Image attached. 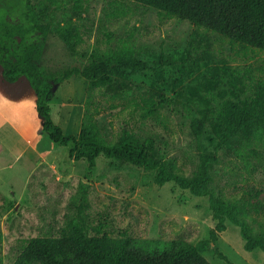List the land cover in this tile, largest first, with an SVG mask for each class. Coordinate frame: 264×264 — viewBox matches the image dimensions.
Masks as SVG:
<instances>
[{"label":"rangeland","instance_id":"1","mask_svg":"<svg viewBox=\"0 0 264 264\" xmlns=\"http://www.w3.org/2000/svg\"><path fill=\"white\" fill-rule=\"evenodd\" d=\"M1 3L8 20L29 9L42 25L27 49L42 78L54 82L51 117L68 134L79 133L90 79L81 72L65 73L82 69L95 53L109 59L120 52L142 59L169 56L172 63L160 69L103 79L96 91L103 109L95 117L102 136L134 143L188 176L199 175L205 163L207 190L244 205L255 232L264 234V127L253 119L239 133L225 136L226 100L264 113L263 51L129 0ZM70 88L79 97L74 125ZM142 97L157 102L154 117L141 119L125 107L128 99ZM35 103L25 77L10 86L0 75L1 264H17L34 236L80 232L194 245L211 238L215 220L209 195H195L174 181L158 184L155 169L124 159L99 155L92 169L85 159H71L72 143L63 146L49 138ZM194 117L204 121L199 137L191 127ZM199 248L212 264H264V251L246 250L239 227L231 222L215 241Z\"/></svg>","mask_w":264,"mask_h":264},{"label":"trees","instance_id":"2","mask_svg":"<svg viewBox=\"0 0 264 264\" xmlns=\"http://www.w3.org/2000/svg\"><path fill=\"white\" fill-rule=\"evenodd\" d=\"M129 1L151 6L168 17L187 19L197 26L226 36L232 44L264 52V0ZM5 14L6 8L1 3L0 75L11 85L22 77L26 78L36 96L35 107L42 118V128L53 142L63 146L72 143L68 152L70 158L85 159L90 169L95 167L99 155L155 169V182L158 184L174 181L179 187L189 189L195 195H209V206L215 220L211 238L200 240L197 245L182 239L97 238L87 237L80 232L60 237L34 236L28 240L17 264H212L203 256L199 247L215 241L218 233L226 229L228 222L239 227L246 250L259 248L264 251V234L255 232L246 217V207L231 199L215 198L207 190L210 176L205 163L199 175L188 176L179 167L159 161L134 143L109 141L101 134L95 117L103 109L96 100V91L103 79L160 69L165 64L172 63L169 56L142 59L128 52H120L114 59H109L95 53L82 69L73 67L65 73L67 76L72 72H81L90 79L81 128L78 135L68 134L51 117L48 98L54 82L42 78L27 49L36 43L43 31L42 25L29 9L21 10L19 19L14 21L8 20ZM225 106L228 110L226 137L239 133L253 119L264 127V113L258 112L254 105L226 100ZM125 107L137 113L141 119L154 117L158 112L157 102L149 97H142L141 100L128 99ZM191 127L199 137L204 127L203 119L194 117Z\"/></svg>","mask_w":264,"mask_h":264},{"label":"bare ground","instance_id":"3","mask_svg":"<svg viewBox=\"0 0 264 264\" xmlns=\"http://www.w3.org/2000/svg\"><path fill=\"white\" fill-rule=\"evenodd\" d=\"M68 95H69V98L72 100V101H74L73 103L75 104V106H76V109H75V114H74V116H73V122H72V124L74 125L75 123H76V112H78L77 111V106H78V100H79V97L77 96V94H76V90H75V88H70L69 90H68ZM65 100V99H64ZM67 100V99H66ZM61 101H62V99H61ZM68 103V102H67Z\"/></svg>","mask_w":264,"mask_h":264},{"label":"crops","instance_id":"4","mask_svg":"<svg viewBox=\"0 0 264 264\" xmlns=\"http://www.w3.org/2000/svg\"><path fill=\"white\" fill-rule=\"evenodd\" d=\"M16 83H17V82H16ZM16 83H15V84H16ZM8 84H9V83H8ZM15 84H14V85H15ZM9 85H10V86H13V85H11V84H9Z\"/></svg>","mask_w":264,"mask_h":264}]
</instances>
